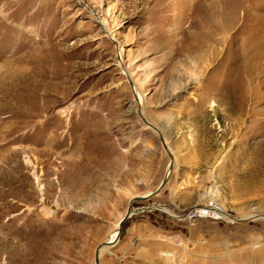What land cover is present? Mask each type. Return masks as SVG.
Listing matches in <instances>:
<instances>
[{
  "label": "rangeland",
  "instance_id": "374dc122",
  "mask_svg": "<svg viewBox=\"0 0 264 264\" xmlns=\"http://www.w3.org/2000/svg\"><path fill=\"white\" fill-rule=\"evenodd\" d=\"M140 108L100 264H264V0H0V264H95Z\"/></svg>",
  "mask_w": 264,
  "mask_h": 264
},
{
  "label": "water",
  "instance_id": "95a60500",
  "mask_svg": "<svg viewBox=\"0 0 264 264\" xmlns=\"http://www.w3.org/2000/svg\"><path fill=\"white\" fill-rule=\"evenodd\" d=\"M140 113V111H139ZM141 119L143 122H145L146 125H148L159 137V140H160V143L163 147V149L165 150V152L167 153V155L169 156L170 158V165H169V170H168V173L167 175H165L164 179L162 180V182L160 183L159 187L154 191L152 192L150 195L148 196H142L140 198H134L130 203H129V208L127 210V214L126 216L124 217V219L122 220L121 224H120V231H122V227H123V224L129 219V217H131L132 215L131 214H135V213H132V205L133 203L135 202H144V201H147L149 199H151L152 197H154L155 195H157L167 184L169 178H170V175L173 171V161H174V157H173V154L169 151L168 147H167V144L165 142V139L164 137L162 136V134L159 132L158 128L153 126L151 123H149L148 121H146L145 118H143V116H141ZM153 210H156V211H160L162 213H165L164 210H161V209H158V208H155ZM145 211V210H144ZM109 245V242H105L104 244H102L96 251V256H95V261H96V264H100V256H99V251L103 248V247H106Z\"/></svg>",
  "mask_w": 264,
  "mask_h": 264
},
{
  "label": "bare ground",
  "instance_id": "6f19581e",
  "mask_svg": "<svg viewBox=\"0 0 264 264\" xmlns=\"http://www.w3.org/2000/svg\"><path fill=\"white\" fill-rule=\"evenodd\" d=\"M103 23V22H102ZM103 25H104V27H105V29H107V26L105 25V23H103ZM131 84H133V83H131ZM133 91H134V94H135V99H136V101H137V104L138 105H140L141 106V108H142V106H143V99H142V94L140 93V91L139 90H136V88H135V86H133ZM141 108H140V117L141 116H143V118H145L144 117V115H143V111L141 110ZM147 121V120H146ZM145 123V122H144ZM146 125V124H145ZM148 128H150L148 125H146ZM154 126V125H153ZM166 142V141H165ZM166 144H167V142H166ZM167 147H168V149H169V151L172 153V151H171V149L169 148V146L167 145ZM173 154V153H172ZM174 157V156H173ZM169 165H170V162H169ZM169 165H168V168H167V172H166V175H167V173H168V170H169ZM173 167H174V161H173ZM148 195H150V194H148ZM148 195H145V196H148ZM142 197V196H141ZM135 198H140V197H135ZM134 198H132L131 199V201L133 200ZM130 201V202H131ZM129 202V203H130ZM134 204V203H133ZM133 206V205H132ZM149 207H147V208H144V210L145 211H148V210H153V209H155V208H153V209H148ZM144 210H142V212L144 211ZM202 211H201V213H202V215L203 214H207L208 213V209H201ZM132 213L134 212L133 211V207H132V211H131ZM224 212L223 211H221V212H216V214L215 215H217V217H219V216H221L222 214H223ZM126 214H127V212H126ZM126 214L124 215V217L126 216ZM131 215H134V214H131ZM124 217L121 219V221L118 223V225H117V228L110 234V236H109V238H108V240L106 241V242H109V245L108 246H106V247H103L100 251H99V256H100V254H102L108 247H111V246H113V245H115L116 243H117V241H118V239H119V236H120V234H121V232H119L120 230V224H121V222H122V220L124 219ZM130 218V217H129ZM103 251V252H102ZM96 256V255H95ZM95 264H96V261H95Z\"/></svg>",
  "mask_w": 264,
  "mask_h": 264
},
{
  "label": "built area",
  "instance_id": "2783aa9c",
  "mask_svg": "<svg viewBox=\"0 0 264 264\" xmlns=\"http://www.w3.org/2000/svg\"><path fill=\"white\" fill-rule=\"evenodd\" d=\"M202 209H208L209 211H208L207 214H203V215H202V213H201V211H202L201 209H198V210H196L195 212H196L197 214L202 215V216H209V217L212 216V217H214V218H216V219L221 218V216L217 217V215H215L216 212H221V211H223L222 207L217 206L216 204H212V203H211L209 206H207V207H205V208H202ZM192 213H193V212H189L188 218H189L190 216H192Z\"/></svg>",
  "mask_w": 264,
  "mask_h": 264
},
{
  "label": "crops",
  "instance_id": "0c3cea01",
  "mask_svg": "<svg viewBox=\"0 0 264 264\" xmlns=\"http://www.w3.org/2000/svg\"><path fill=\"white\" fill-rule=\"evenodd\" d=\"M144 219H145V221H148L149 223L154 222V224H155V222H156V219L152 218V216L150 214L144 215ZM149 226H151V224H149Z\"/></svg>",
  "mask_w": 264,
  "mask_h": 264
}]
</instances>
